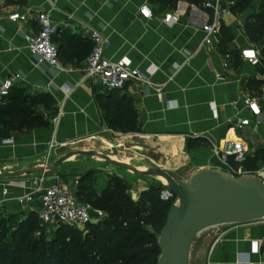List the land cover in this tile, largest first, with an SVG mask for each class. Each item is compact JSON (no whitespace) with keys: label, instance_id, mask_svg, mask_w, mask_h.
<instances>
[{"label":"crops","instance_id":"0c3cea01","mask_svg":"<svg viewBox=\"0 0 264 264\" xmlns=\"http://www.w3.org/2000/svg\"><path fill=\"white\" fill-rule=\"evenodd\" d=\"M207 1L214 0H201L199 4L179 0L176 9H163L152 0H0V81L12 77L14 89H23L31 97H50L48 108L43 103L37 107L45 125L0 138V174H13L0 177V216L22 223L38 215L41 193L34 182L42 176L44 166L52 168L80 143L93 144L80 150H101L99 140L108 142L110 136L143 139L156 152L153 156L159 163L154 164L163 168V153L181 147L185 151L182 165L192 162L193 169L227 171L232 166L240 175L254 174L264 180V56L257 65L242 57V50L248 47L261 51L260 44L249 40L245 23L250 14L260 11L264 0H253L243 12L233 13L231 8L229 14L218 18V23L233 33L229 46L240 53L239 67H235L232 55L221 51L219 34L212 37L211 44L204 42V24L215 21L212 11L205 7ZM143 4H149L152 19L141 16ZM221 5L226 7L228 3ZM29 8L48 12L58 25L54 42L62 70L41 62L29 51L25 35L38 30L34 19L9 20L13 11ZM169 11L180 14L177 24L164 22ZM92 30H99L106 38L108 58L127 57L142 70L153 64L159 66L151 76L153 85L130 82L118 90L119 95L132 98L140 132L109 126L107 117L112 113L101 102L114 103L117 97L110 98L112 89L103 88L82 71L94 46ZM251 79L258 81L251 85L254 89L248 86ZM160 85L162 92L157 90ZM247 96L258 99L263 110L259 118L247 109ZM9 101L10 96L0 102ZM242 117H250L253 122L237 130L233 122ZM228 140L247 144L249 157L245 162L230 159L227 164L214 152L216 144ZM51 142L55 147L50 148ZM78 162L81 160H74ZM96 163V176L104 178H99L95 186L103 190L115 175ZM66 166L64 162L46 172L43 186L61 182L77 188L80 177L64 170ZM148 187L140 180L131 187L132 198L138 200ZM205 240L190 258L192 264H247L248 259L264 264V221L214 227Z\"/></svg>","mask_w":264,"mask_h":264},{"label":"trees","instance_id":"16d2710c","mask_svg":"<svg viewBox=\"0 0 264 264\" xmlns=\"http://www.w3.org/2000/svg\"><path fill=\"white\" fill-rule=\"evenodd\" d=\"M163 9H176L179 0H152ZM201 0H193L200 3ZM253 0H236L233 13L243 12ZM245 32L253 44L261 45L264 56V2L260 11L248 16ZM220 48L235 59V67L241 65L240 53L231 49L233 33L225 24L219 27ZM257 80L248 81L252 88ZM12 88L10 101L0 102V138H8L12 133L23 129L43 126L46 122L39 115L38 105L50 106L49 95L31 97L23 89ZM254 89V88H252ZM256 89V88H255ZM119 89H112L114 103H102L111 111L107 117L109 126L123 132H140L133 100L127 95H119ZM74 175L80 177L76 188L79 200L90 203L95 210L105 213L102 220L89 224V231L75 234L77 230L60 225L54 231L51 248L49 242L44 250L37 238L36 216L22 223L0 216V259L4 264H157L161 250L159 236L164 227L168 212L176 197L165 201L160 197L162 184H152L142 192L138 200L129 193L127 183L113 176L108 186L97 189L94 181L95 170ZM42 253L39 248L41 246ZM51 249V250H50ZM49 251H52L51 253ZM45 253V254H43ZM55 255V257H52ZM1 262V261H0Z\"/></svg>","mask_w":264,"mask_h":264},{"label":"built area","instance_id":"2783aa9c","mask_svg":"<svg viewBox=\"0 0 264 264\" xmlns=\"http://www.w3.org/2000/svg\"><path fill=\"white\" fill-rule=\"evenodd\" d=\"M222 2L228 3V6L223 7L221 5ZM235 4L236 0L205 2V7L210 9L215 17V21L206 22L203 26L206 33L205 43L211 44L212 37L219 34L220 24L218 23V18L229 14ZM139 11L142 17L149 20L153 18V12L149 4H143ZM180 17L177 11H169L164 16V22L177 24L180 21ZM31 19L36 21L38 30L25 35L29 51L34 56H37L41 62L52 68L62 70L64 67L60 62L59 50L54 42V36L58 32V25L52 20L50 14L40 10L34 12L29 8L27 10H15L9 15V20L12 22H27ZM91 39L94 46L82 68L86 76L95 78L103 88L107 89L123 90L130 82L153 85L151 76L158 70V65L153 64L149 69L142 70L135 67L127 57L120 60H112L105 54L107 40L99 30L91 31ZM248 53H252V55H248ZM242 57L253 65L259 64L262 60L261 51L256 47L243 49ZM14 83V78L12 77H6L0 81V101H4L9 97ZM157 90L162 92L163 86H157ZM244 103L252 116L259 118L263 114V110L256 97L247 96L244 99ZM252 122L253 120L250 117H242L237 118L233 124L237 130H243L251 126ZM55 145L54 142H51L50 148L55 147ZM214 152L227 164L230 159L234 162L243 163L249 157V148L243 140H228L224 144H216ZM43 169L42 176L37 178L34 183L41 193L40 218L44 223L52 227L60 225L86 227L104 218L105 213L103 211L95 210L90 203L79 200L76 195V188L61 182H56L47 187L43 186L46 178L45 174L49 169L48 165L46 164ZM229 169L230 173L240 175V171L232 166ZM160 197L165 201H169L176 196L171 190L163 188ZM94 210L98 214L96 220L92 216ZM260 221H264V219ZM246 263L254 264L250 259Z\"/></svg>","mask_w":264,"mask_h":264},{"label":"water","instance_id":"95a60500","mask_svg":"<svg viewBox=\"0 0 264 264\" xmlns=\"http://www.w3.org/2000/svg\"><path fill=\"white\" fill-rule=\"evenodd\" d=\"M82 155L101 159L136 176L155 174L163 179V187L175 194L176 200L159 236L161 254L157 264H189L195 239L207 229L264 219V180L257 175H235L220 168H196L185 183H180L168 170L152 162H142L141 169L95 150L69 152L47 171ZM12 175L0 174V177Z\"/></svg>","mask_w":264,"mask_h":264},{"label":"rangeland","instance_id":"374dc122","mask_svg":"<svg viewBox=\"0 0 264 264\" xmlns=\"http://www.w3.org/2000/svg\"><path fill=\"white\" fill-rule=\"evenodd\" d=\"M258 47V45H257ZM260 47V46H259ZM129 136H110L108 139V142H103L101 143V141L99 140L98 145H101V150H95V151H99V152H103L105 154L110 155L113 159L115 160H121V161H127L129 164L133 165V166H137L140 168H143V164L142 162H146V163H159V160L155 159L153 154L156 153L154 151H152V149H149L147 147V144L144 142L142 145H138V146H129V145H125L124 141L129 139ZM137 136V135H134ZM140 137V136H139ZM127 138V139H126ZM143 140V139H142ZM91 142H84V143H80L78 145H73L71 147V149H69V152H73V151H77L80 150L83 147H91ZM162 151L165 149L164 147L161 148ZM151 150V152H150ZM172 150H167V152L163 153V162H164V167L165 169H167L180 183H185L186 180L189 177L190 172L193 170V163L191 162L188 165H182V163L185 160V157L183 155V162H181L179 165L175 166L173 160L170 158L171 156V152ZM188 151V150H187ZM67 152V153H69ZM185 151L184 150H180V153L183 154ZM66 153V154H67ZM166 158L168 159V161L166 160ZM81 160V162L78 163H74V160ZM83 160V161H82ZM96 162H100L101 166L105 168V171L111 172L113 173L115 176L123 179L128 187H129V193L132 194L131 191V187L133 185H136L140 182V180H142L143 182L147 183L149 186L152 184H162V180L159 176L157 175H146L148 177H138L136 175H133L131 172H129L128 170H125L124 168H121L119 166H115V165H111L108 164L106 162H104L101 159L95 158V157H91V156H78L75 157L69 161H66L67 166L65 167L64 170L66 171H70V172H76L77 170L81 171V172H86L88 170H93L96 168H98V164ZM166 162H168L169 164H167ZM76 167L78 169H76ZM104 172V171H102ZM94 181L97 182V180H99V178H104V175H97L96 173L94 175ZM40 205H42V202L40 201ZM93 219L96 220V218H98V214L97 212L94 210L92 213ZM36 231L37 233L35 234V238H37V240L39 241V243L43 246L44 245V250L46 249V245L47 242H49V248H51V243H52V239L54 237V231H56V227H52L46 223H44L41 218H40V213L36 216ZM75 230H77L75 232V234L79 233V234H84L86 232L89 231V226L86 227H72ZM213 230V228L207 229L204 232H202L199 236H197V238L195 239L194 243H193V247H192V251H191V255L190 258H192V256H195V253L198 251L199 247L202 245L201 243H204L205 237L208 236L209 233H211ZM40 245V246H41ZM39 248V253H42V248ZM51 250V249H50ZM50 253L52 251H49ZM45 254V253H43ZM52 257H55V255H53ZM0 264H4L2 262V260L0 259ZM189 264H192L191 259L189 260Z\"/></svg>","mask_w":264,"mask_h":264},{"label":"bare ground","instance_id":"6f19581e","mask_svg":"<svg viewBox=\"0 0 264 264\" xmlns=\"http://www.w3.org/2000/svg\"><path fill=\"white\" fill-rule=\"evenodd\" d=\"M124 144L125 145H129V146H138V145H142L143 143H142L141 139L140 140H135L134 138H131V139L129 138V139L125 140ZM178 146H179V144H178ZM180 149H181V147H180ZM180 149L179 148H174L173 151L171 152L170 158L173 160L175 166H177L181 162H183V154L180 153ZM161 180H163V179L161 178Z\"/></svg>","mask_w":264,"mask_h":264},{"label":"snow or ice","instance_id":"6c2138e0","mask_svg":"<svg viewBox=\"0 0 264 264\" xmlns=\"http://www.w3.org/2000/svg\"><path fill=\"white\" fill-rule=\"evenodd\" d=\"M147 14V13H146ZM248 55H252V53H248Z\"/></svg>","mask_w":264,"mask_h":264}]
</instances>
